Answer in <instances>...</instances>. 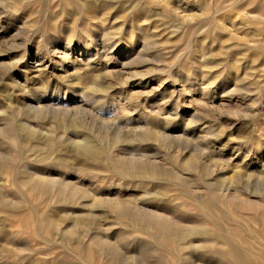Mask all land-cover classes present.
Instances as JSON below:
<instances>
[{"label":"rangeland","instance_id":"obj_1","mask_svg":"<svg viewBox=\"0 0 264 264\" xmlns=\"http://www.w3.org/2000/svg\"><path fill=\"white\" fill-rule=\"evenodd\" d=\"M0 264H264V0H0Z\"/></svg>","mask_w":264,"mask_h":264},{"label":"bare ground","instance_id":"obj_2","mask_svg":"<svg viewBox=\"0 0 264 264\" xmlns=\"http://www.w3.org/2000/svg\"><path fill=\"white\" fill-rule=\"evenodd\" d=\"M66 47V46H65ZM89 46H87V48H88ZM32 68H33V70L35 69L36 71L38 70H42V68H45L46 67V65H44V61H43V59L41 60V58L39 57V56H36L35 58H34V60H33V63H32V66H31ZM34 70V71H35ZM42 98V97H41ZM59 105V104H58ZM57 105V106H58ZM66 107V106H65ZM72 108V107H71ZM70 109V108H69ZM73 109V108H72ZM74 110V109H73ZM131 129V128H130ZM88 148V147H87ZM89 148H91V147H89ZM92 149H94L93 147H92ZM88 153V152H87ZM90 154H92V152L90 153Z\"/></svg>","mask_w":264,"mask_h":264}]
</instances>
